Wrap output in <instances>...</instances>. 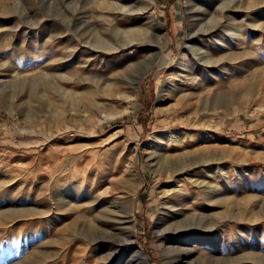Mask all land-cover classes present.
<instances>
[{"label":"rangeland","instance_id":"obj_1","mask_svg":"<svg viewBox=\"0 0 264 264\" xmlns=\"http://www.w3.org/2000/svg\"><path fill=\"white\" fill-rule=\"evenodd\" d=\"M229 1L223 24L211 17L222 19L218 0H108L102 11L90 0H0V264H143L138 248L148 264H166L163 247L176 248L170 264H264V2L255 11L253 0ZM136 3L133 16L121 13ZM96 37L98 48L88 46ZM158 44L169 66L146 73L129 104L103 95L130 87ZM205 50L224 62L205 65ZM36 74L48 80L37 75L32 97ZM89 87L99 107L77 100ZM96 176L106 191L128 179L107 201L134 215V243L108 221L96 224L109 237L90 240L82 221L63 230V202L83 210L82 182ZM179 211L210 215L189 221Z\"/></svg>","mask_w":264,"mask_h":264},{"label":"bare ground","instance_id":"obj_2","mask_svg":"<svg viewBox=\"0 0 264 264\" xmlns=\"http://www.w3.org/2000/svg\"><path fill=\"white\" fill-rule=\"evenodd\" d=\"M91 1V3L93 2L94 4H95V7L96 8H98V9H100L101 11L102 10H104L105 9V6H107V3H108V0H90ZM111 1V0H110ZM116 1V0H115ZM254 1V0H253ZM252 1V2H253ZM229 0H221V1H219L218 0V8H217V11H220L221 13H222V19H217L216 17H214V15L213 16H211L212 18H213V21H215V22H222L223 20L224 21H226L227 19H230V16H231V12L230 11H228L227 10V8L229 7ZM234 2V1H233ZM251 2V3H252ZM264 2V0H256V2H254V3H250L249 2V4H250V8L251 9H255V11L258 9V11H259V8H260V5L262 4ZM112 3H116V2H112ZM230 3H232V2H230ZM118 4V3H117ZM248 5V4H247ZM120 6V5H119ZM108 7H110L109 5H108ZM230 7H231V5H230ZM229 7V8H230ZM237 7V6H236ZM1 8H2V12L3 13H6V10H7V5L6 4H4L3 2H1ZM77 8V7H76ZM116 8V7H115ZM240 8H243V7H241L240 6ZM248 8V7H247ZM119 9H120V7H119ZM232 9H234V7L232 8ZM86 10V9H85ZM108 10V12H109V9H107ZM107 10H106V13H108L107 12ZM112 10V9H111ZM110 10V11H111ZM115 10V9H114ZM116 10H118V9H116ZM137 10H141V8H138V5H137V3L136 4H133L131 7H124V9L122 10V8H121V13H126V15H131V16H133L134 15V13L137 11ZM147 11H153V7H150V8H148V9H146ZM230 10V9H229ZM239 10V9H238ZM77 11V10H76ZM75 11V12H76ZM88 11V10H87ZM113 11V10H112ZM111 11V13H114V12H112ZM118 11H120V10H118ZM117 11V12H118ZM123 11V12H122ZM9 12V11H8ZM100 12V11H99ZM104 12V11H103ZM102 13V12H101ZM105 13V14H106ZM119 13V12H118ZM138 13V12H137ZM136 13V14H137ZM220 13V14H221ZM115 14V13H114ZM120 14V13H119ZM98 15V14H97ZM125 15V14H124ZM237 15V14H236ZM216 16H219V15H216ZM221 16V15H220ZM234 16V15H233ZM86 17V16H85ZM89 17V16H88ZM88 17H86V20H87V18ZM93 17V16H92ZM94 21L97 19L96 17H98V16H95L94 15ZM82 18V17H81ZM116 18V17H115ZM79 19V18H78ZM98 19H99V17H98ZM89 20V19H88ZM114 20V19H113ZM231 20V19H230ZM90 21V20H89ZM258 21V20H257ZM257 21H254L252 24H251V27L252 28H258L259 26H260V22H258L257 23ZM92 21H90L89 23H91ZM113 22V21H112ZM209 22H211V20L209 21ZM227 22V21H226ZM88 23V24H89ZM223 23V22H222ZM215 24H217V23H215ZM224 24V23H223ZM155 26L154 27H158V28H160L161 27V25L159 24V21L157 20L156 21V23L154 24ZM202 25V24H201ZM205 25V24H204ZM207 25V24H206ZM209 25H210V23H209ZM262 25V24H261ZM213 26H214V24H213ZM235 26V25H234ZM233 26V27H234ZM222 27V26H221ZM201 28V27H200ZM209 28V27H208ZM93 29V28H92ZM94 29H95V27H94ZM93 29V30H94ZM115 29V28H114ZM203 29H205V28H203ZM212 29V28H211ZM223 29V28H222ZM90 30V29H89ZM88 30V31H89ZM102 30H104V29H102ZM102 30H99L100 32H102ZM226 30H228V28L226 29ZM231 30H232V39H234L236 42H238L240 39H239V35H240V33H241V31H240V29H238V27H234V28H231ZM86 31V30H85ZM199 31H200V29H199ZM205 31H207L206 29H205ZM224 31V30H223ZM91 32V31H90ZM103 32H105V31H103ZM108 32V31H107ZM79 33V32H78ZM94 33H95V31H94ZM96 33L98 34V32L96 31ZM115 34H117L118 33V31L116 32V30H115V32H114ZM196 33V32H195ZM227 33H228V31H227ZM75 34H77V33H75ZM74 34V35H75ZM84 34V33H83ZM90 34V33H89ZM104 34V33H103ZM105 34H106V32H105ZM109 34V33H108ZM107 34V35H108ZM80 35V34H79ZM86 35H88V33L86 34ZM97 36V35H96ZM109 36V35H108ZM113 36V35H112ZM111 36V37H112ZM220 37H221V35H219ZM84 37H86V36H84ZM107 37V36H106ZM77 38V37H76ZM81 38V37H80ZM79 38V39H80ZM83 38V37H82ZM216 38V37H215ZM222 38V37H221ZM217 39L218 40V43H220L221 44V46L223 47V52H221V54L223 53V54H227V53H230V51H232V49L231 48H229L228 47V45L226 44V42L224 41L225 40V38H223L224 40H222V39ZM106 39V38H105ZM142 39V38H141ZM101 40V39H100ZM103 40V39H102ZM133 40H136V39H133ZM133 40H130V41H128V42H126V44L124 45V46H127V45H131L132 43H133ZM143 40V39H142ZM95 43H90L88 46H91V47H96V48H98V45H99V43H100V41H99V39H97V37H96V39H95ZM103 43H104V40H103ZM101 44V43H100ZM103 45V44H102ZM105 45V44H104ZM100 47V46H99ZM106 48V47H105ZM150 48H151V55H149V56H147L144 60H142V61H140V62H138L139 64L137 65V75H134V76H136V77H134L131 81H130V87H128L126 90H125V88H123V86H117V85H112V86H108L107 88H103V89H101V92L102 93H104L103 95H106L107 97H110V98H112V99H121L122 98V100H123V102H125L126 104H129L133 99H134V93H135V91H136V89H137V87H138V85H139V83H140V81H141V79L143 78V76L146 74V73H148L155 65H158V66H160V67H166V66H169V63L167 62V60L162 56H160L161 55V52H162V46L160 45V44H158L157 46L155 45V46H153V45H151L150 46ZM193 49V48H192ZM202 50V49H201ZM210 50V49H209ZM209 50H205V51H203L202 52V59H204L203 60V63L206 65V64H213V65H215V66H218L219 67V64H220V62H224V60H225V58L224 57H215ZM199 51V50H198ZM195 52V51H194ZM194 54H196V53H194ZM196 56V55H195ZM198 56V55H197ZM222 56H225V55H222ZM229 56V55H228ZM183 58V57H182ZM193 59H195V61L197 60L195 57L193 58ZM201 59V60H202ZM133 65V64H132ZM136 66V65H135ZM135 66H134V68H135ZM186 66V65H185ZM204 67V66H203ZM185 68V67H184ZM189 68V67H188ZM194 68V67H193ZM197 68V67H196ZM183 69V68H182ZM199 69H201V68H199ZM199 69H197V70H199ZM201 70H203V69H201ZM190 71H191V69H190ZM189 71V72H190ZM203 71H205V69L203 70ZM184 72H185V70H184ZM223 73L224 74H229L230 73V71L229 70H227V69H224L223 70ZM187 74V73H186ZM189 74V73H188ZM37 75H42V77H43V79L46 77V79H47V75H45V76H43V74H36V75H34L33 76V78H31V81L32 82H30L29 84H28V86L30 85V91H28L29 93H30V95L32 96V97H35L37 94H38V91L36 90V88H37V86H38V83L40 82V77L39 78H37ZM28 76V75H27ZM27 76H26V78H27ZM56 76V77H55ZM53 78H55L57 81L59 80V82L63 79V77H65L64 76V74H63V77L62 76H57V75H55ZM133 77V76H132ZM207 78H208V76H206ZM228 77V76H227ZM14 78V77H13ZM66 78H67V76H66ZM11 79H12V77H11ZM42 79V80H43ZM69 79V78H68ZM48 80V79H47ZM70 80V79H69ZM89 79H87V81H88ZM91 80V79H90ZM89 80V81H90ZM187 80H190V82L187 84L189 87H192V88H197V85H198V82L199 81H197L198 80V76H196V75H192V76H190V77H187ZM223 80V79H222ZM2 80H0V82H1ZM29 81V80H28ZM43 81H45V79L43 80ZM55 81V80H54ZM65 81V80H64ZM64 81H62L63 83H64ZM7 82H8V80H7ZM90 82H92V81H90ZM96 82V81H95ZM219 81H217V83H218ZM27 83V82H26ZM54 83H56V82H54ZM216 83V82H215ZM25 84V83H24ZM69 84V83H68ZM99 84V83H98ZM112 84V83H111ZM219 84V83H218ZM92 85V84H91ZM90 85V86H91ZM108 85V83L106 84V86ZM7 85H5V83H2L1 84V88H0V91L1 90H5V87H6ZM92 86H94V85H92ZM105 86V87H106ZM95 87V86H94ZM40 88H41V86H40ZM125 90V91H124ZM218 90V89H217ZM60 91V90H59ZM4 92V91H3ZM92 92H94V91H91V89H90V87H89V89H86L83 93H81L80 94V96H78L77 97V100H79V99H81L82 101H84L86 104H87V108L88 109H91V108H94V107H99L100 106V102L98 101V102H96L95 101V99H93L92 98V95H93V93ZM212 92H214V90L212 91ZM212 92H209L208 93V95H206V97H203L202 96V98H205L206 99V101H208L209 100V97H210V95L212 94ZM5 93V92H4ZM98 93V92H97ZM122 93V94H121ZM180 94V96H179V98H185L187 95L185 94V93H183L182 91H180L179 92ZM2 94V93H1ZM192 95V94H191ZM3 96V95H2ZM26 96V95H25ZM29 95H27V97H28ZM194 96V95H193ZM6 98V97H5ZM125 111H127V110H123V112H125ZM111 116H113V115H111ZM155 158V157H154ZM116 167V166H115ZM135 170V169H134ZM176 171V170H175ZM91 172V171H90ZM134 172V171H133ZM86 173H89V172H86ZM134 174H136V172L134 173ZM87 175V174H86ZM85 175V176H86ZM88 176V175H87ZM94 176H95V174H94ZM123 178V177H122ZM132 179V178H131ZM85 180V182H82V189L84 190V192H85V194H86V196L83 198V200H82V203H84V209L83 210H81V209H79V208H77V206H74V204L72 205V204H69L68 202H63V208L62 209H60L59 211L61 212V213H63L64 214V219L62 218L61 219V221H68V224H66L64 227H63V230H69V229H73L74 227H75V229L77 230V228L79 227V226H83L84 225V227H85V231H84V233H85V236L86 237H92L90 240H92V239H94L93 237H95V234H101V235H103V236H113V234H114V232L113 231H111V230H109V229H104V227L103 226H101V227H99L98 226V224H96V221H102V222H111L114 226H116V228L118 229V230H122V232H125V230L128 228V229H130V232L132 233V235H133V239H131V243H134V241H135V237H136V226H135V217H134V215H132L131 214V212H129L128 210H127V206H126V204H125V202H123V201H120L119 199H113V198H111L112 200H110V199H108V201H107V195H112V194H116L117 193V191L119 190V189H121L122 187H125V185L127 184V182H128V179L127 178H124V179H119V180H117V181H114L113 182V184H112V186H111V188H109L110 190L109 191H106L105 189V191L104 190H101V187H102V185H103V181H102V178L100 177V176H96L95 178H93V180H90V183H88L89 181H87L86 179H84ZM71 182V181H70ZM87 183V184H86ZM204 183H206V182H204ZM129 184H131L130 182H129ZM128 184V185H129ZM86 185H87V187H86ZM127 186V185H126ZM205 186V185H204ZM76 189H78L77 187H76ZM81 189V190H82ZM79 190V189H78ZM82 190V191H83ZM124 190V189H123ZM180 190V189H179ZM207 190V189H206ZM74 191H75V189H74ZM77 191V190H76ZM80 191V190H79ZM99 191H101V192H99ZM203 192H205V191H203ZM80 193V192H79ZM81 194V193H80ZM85 194H83V195H85ZM120 194V193H119ZM79 195V194H78ZM117 196V195H116ZM119 196V195H118ZM78 198V197H77ZM121 199V198H120ZM212 201L214 200V198L213 197H211L210 198ZM127 200V199H126ZM217 201V200H216ZM102 202H104L105 204L103 205V206H100V204H102ZM219 202H220V199H219ZM62 203V202H61ZM73 203V202H72ZM110 203H112V205H110ZM216 202H214V204H215ZM82 208V207H81ZM203 211V210H202ZM59 212V213H60ZM180 212V211H179ZM183 212V213H182ZM182 212H180L182 215H183V218L185 219V220H189V221H196V220H198V219H201V218H203V217H207V216H209L210 214L209 213H207V212H200L199 214H195V213H187V212H184V211H182ZM71 213H74V215L76 214L77 216H76V218L74 219H72V215H71ZM4 216H7L8 215V213H4L3 214ZM181 215V216H182ZM223 216V215H222ZM226 217H227V215H226ZM208 218V217H207ZM224 218V217H223ZM213 219V218H212ZM211 219V220H212ZM225 219V218H224ZM182 220V219H181ZM204 220H206V219H204ZM81 221H82V223L83 224H81L80 225V223H81ZM201 221V220H200ZM199 221V222H200ZM203 221V220H202ZM101 222V223H102ZM206 222V221H205ZM204 222V223H205ZM101 223L99 224V225H101ZM111 223H109L110 225H111ZM108 224V223H107ZM106 223H105V225H107ZM192 224V223H191ZM197 224V223H196ZM203 224V223H202ZM214 224H216V222L214 223ZM193 226V225H192ZM195 226V225H194ZM210 226H211V223H210ZM215 226V225H214ZM107 227V226H106ZM111 227H112V225H111ZM191 227V226H190ZM202 227V226H201ZM111 229V228H110ZM113 229V228H112ZM117 229H115V230H117ZM127 229V230H128ZM117 230V231H118ZM82 232V231H81ZM121 232V231H120ZM120 232H119V234H120ZM127 232V231H126ZM129 232V233H130ZM125 234V233H124ZM129 235V234H128ZM130 236V235H129ZM67 237V236H66ZM73 238V237H72ZM118 240V239H117ZM125 240V239H124ZM55 241V240H54ZM120 242L121 243H124L123 242V240L121 241L120 240ZM163 246V245H162ZM117 249H119V247H116ZM193 248H194V246H193ZM193 248H191V249H186V251H184V253L185 254H188V255H191L192 254V251L194 250ZM173 250H176V248H172V249H168V248H165V247H163V252H164V255H163V259H164V262L166 263V264H170L171 263V261H168L167 259H168V257H169V254L171 253V252H173ZM137 252H138V256H140V258L142 259V261H143V264H148V259H147V255H146V253L143 251V249L142 248H138V250H136ZM175 252V251H174ZM173 252V253H174ZM137 256V257H138ZM224 257V256H223ZM139 258V259H140ZM219 259V258H218ZM133 260V259H132ZM223 260V259H222ZM224 260H226L225 258H224ZM131 262V261H130ZM221 262V261H220Z\"/></svg>","mask_w":264,"mask_h":264}]
</instances>
